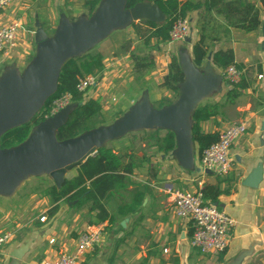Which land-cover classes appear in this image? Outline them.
<instances>
[{"label":"crops","instance_id":"1","mask_svg":"<svg viewBox=\"0 0 264 264\" xmlns=\"http://www.w3.org/2000/svg\"><path fill=\"white\" fill-rule=\"evenodd\" d=\"M177 1L179 5L187 1L209 3L208 0ZM227 1H233L234 7L239 9L244 2L253 4L258 9L260 25L255 30L245 31L232 21L238 17L237 13L230 15L233 18L228 20L225 12L218 13L207 4L209 21L205 22L204 35L211 45L199 67L192 61L191 47L198 38L201 9L186 14L190 41L158 44L152 50L153 67L142 74L133 71L130 52L140 46V40L131 24L112 30L92 47L103 56V69L96 85L85 95L98 100L108 118L122 115L142 98L153 107H156L155 102L174 100L173 93L161 84L173 54L181 66L193 63L198 70L210 66L221 76L217 89L195 106L214 107L213 114L199 122L200 130L216 133L219 138L233 122L244 121L247 129L232 143V167L223 176L201 169L198 144L193 140L191 169L179 165L174 156L175 148L168 153L159 151L143 131H132L108 141L104 146L115 155H123L125 163L131 155L136 166L103 200L111 218L97 222L104 227L100 242L77 264H264V162L257 187L242 184L264 156V44L260 30L264 0H213V4L217 8ZM84 15H87L84 0L11 1L0 11V24L6 25L19 18L20 26L0 73L11 68L18 73L23 71L36 52L37 27L51 36L62 20L72 21ZM106 39H109L108 44L101 48ZM126 42L129 49H123ZM228 47L247 83L232 100L226 97L222 70L210 61L212 52ZM26 59L23 64L21 61ZM190 121L193 124L192 113ZM76 174L77 169L71 168L64 178L70 179ZM30 178L36 179L30 182ZM51 183L46 174L28 176L11 194L0 195V232L13 233L2 249L0 264H39L70 252L89 221H97L96 211L89 212L86 206L74 209L73 202L63 199L56 204V210L50 212L54 204L46 189ZM204 187L213 195L217 193L211 203H216L234 220L229 244L221 252L203 254L191 246V221L177 218L173 212V191H202Z\"/></svg>","mask_w":264,"mask_h":264},{"label":"water","instance_id":"2","mask_svg":"<svg viewBox=\"0 0 264 264\" xmlns=\"http://www.w3.org/2000/svg\"><path fill=\"white\" fill-rule=\"evenodd\" d=\"M125 5L126 0H101L91 16L84 15L72 21L64 19L51 36L37 27L36 52L23 71L18 73L11 68L0 73V137L29 121L54 93L65 60L85 53L114 29L140 20L157 25L166 22L165 13L152 0L137 2L129 8ZM260 30L264 44V18ZM189 41L186 37L185 42ZM180 67L184 79L178 85V96L168 105L156 108L142 98L112 123L57 141V130L76 105L71 102L33 127L23 142L0 148V195L11 194L26 177L41 174L48 175L59 188L66 171L85 161L108 141L132 131H172L176 143L174 156L181 167L191 169L190 115L201 99L217 89L221 76L210 66L205 70H198L193 63ZM263 162L264 156L242 180L243 185L257 187L262 179Z\"/></svg>","mask_w":264,"mask_h":264},{"label":"trees","instance_id":"3","mask_svg":"<svg viewBox=\"0 0 264 264\" xmlns=\"http://www.w3.org/2000/svg\"><path fill=\"white\" fill-rule=\"evenodd\" d=\"M101 0H84V7L87 9V16H91ZM143 0H126V8L133 6L135 3ZM165 13L166 22L162 25H157L147 20H140L145 24L146 29L142 30L135 22L131 23L135 30L140 44L135 50L130 52L133 61V71L136 74H142L148 71L154 65L153 48L160 43L168 42V31L171 24L178 17H185L190 10L201 9L200 19L202 25L197 27L198 38L194 41L191 47L192 61L199 67L206 58L209 52L211 42L205 40V22L209 21L207 14V7H213L218 13L225 12L226 18L230 20V15L238 14L235 20H232L240 28L245 31H252L259 27L260 21L258 18V9L250 3H242L241 9L234 7L233 1L222 3L221 6L215 7L213 0H208L209 3H193L187 1L181 5L177 0H152ZM138 22V21H137ZM141 29V30H140ZM153 41V43L151 42ZM129 49V43L123 45V49ZM144 51V52H141ZM211 63L217 68L224 70L229 65H234L240 69L239 65H235L234 56L231 48L219 49L211 53ZM103 69V56L96 49L91 48L85 53L68 58L62 64L56 83V89L43 103L41 108L30 118L29 121L20 126L14 127L6 131L0 137V148H9L23 142L33 127L37 126L46 117L49 116V109L52 100L64 92L72 94V102L76 103L75 107L69 112L65 123L57 130L56 140L62 141L75 137L84 131L93 129L100 125H107L104 118L105 114L102 112L100 102L94 98L86 97L85 93L77 92L75 89L76 81L79 77L87 74H95L96 77L100 75ZM184 79L183 72L175 55L171 54L167 65V71L161 79V84L173 93L174 99L178 96V85ZM226 97L232 100L235 98L247 83L243 76L237 82H232L224 78ZM171 100L162 101L159 107L168 105ZM214 107H195L192 111L193 124L191 127L192 140L198 144V153L210 144L218 140L216 133H204L200 130L199 122L213 114ZM120 114L115 116L117 119ZM148 133L146 139L151 140L152 144L157 146L159 151L168 153L171 152L175 146V136L172 131L168 129H154L153 131L142 130ZM126 156V155H124ZM123 155H115L111 149L106 145L96 149L95 153L82 163L72 167L77 169V174L70 178H64L62 185L57 188L52 182L46 189L47 194L51 198L52 208L50 212L55 211L57 203L60 200L73 202L72 208L80 209L84 206L89 212H95L97 221H89L88 224L102 222L106 219L110 220L103 200L111 192L117 184L123 182L126 174L132 173L136 166V162L132 156H128V161L125 163ZM202 194L205 200L213 202L215 195L208 192L204 187ZM96 220V219H95ZM104 227H102L103 231Z\"/></svg>","mask_w":264,"mask_h":264},{"label":"built area","instance_id":"4","mask_svg":"<svg viewBox=\"0 0 264 264\" xmlns=\"http://www.w3.org/2000/svg\"><path fill=\"white\" fill-rule=\"evenodd\" d=\"M13 0H0V11ZM20 26L19 18L12 22L0 24V68L14 45ZM190 35V23L186 17H178L173 21L168 31V41H183ZM242 70L234 65L227 66L222 70V76L229 81L237 82ZM262 75H258L261 78ZM95 74H87L79 77L75 84L77 92L85 93L89 88L96 85ZM72 102V94L64 92L55 97L50 105L49 115ZM247 126L244 121L233 122L228 125L219 135L217 141L210 144L202 151L200 166L204 172L223 176L232 167L233 159L230 155L232 143L246 132ZM173 212L177 218L188 219L192 223L190 244L201 253L221 252L229 244L231 229L234 220L217 205L204 199L201 190L173 191ZM44 220V217H40ZM102 224L91 223L78 234L75 247L72 251L61 253L53 259L43 260L39 264H77L81 257L91 252L100 242L102 236ZM13 237L11 231L0 232V254L4 245Z\"/></svg>","mask_w":264,"mask_h":264},{"label":"rangeland","instance_id":"5","mask_svg":"<svg viewBox=\"0 0 264 264\" xmlns=\"http://www.w3.org/2000/svg\"><path fill=\"white\" fill-rule=\"evenodd\" d=\"M185 17H188L187 15L185 16ZM137 24H139L138 26L142 29V30H145L146 29V27H145V24L144 23H142V21L140 22V21H138V22H136ZM198 25H202V21L200 20V19H198ZM140 29V30H141ZM109 40V39H108ZM108 40L106 39L105 41H103V44H101L102 46H101V48H103V47H105L107 44H108ZM141 45V44H140ZM142 46V45H141ZM27 60L28 59H26V60H24V61H21L23 64H26L25 62H27ZM0 70H1V68H0ZM91 90H93V89H91ZM90 90V91H91ZM93 92V91H92ZM155 104V106L157 107V106H159V103H154ZM104 116H106V117H104V118H107V115H104ZM116 116V115H115ZM115 116H113V117H110V118H108V119H105V121L106 122H110V123H112L114 120H115ZM121 116V115H120ZM109 123V124H110ZM100 126H102V125H100ZM138 133V132H137ZM34 179H36V178H30L29 179V181L31 182L32 180H34ZM39 180H40V178H39ZM48 181V180H47ZM44 186L46 185V183L45 182H43L42 183ZM136 246H137V249L140 251L141 249L138 247V244L136 243Z\"/></svg>","mask_w":264,"mask_h":264}]
</instances>
